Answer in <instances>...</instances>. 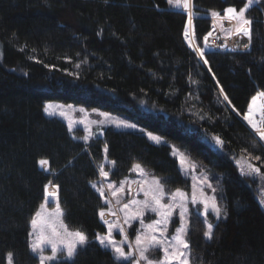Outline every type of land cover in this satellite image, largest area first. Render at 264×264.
I'll return each instance as SVG.
<instances>
[{"label": "trees", "instance_id": "obj_1", "mask_svg": "<svg viewBox=\"0 0 264 264\" xmlns=\"http://www.w3.org/2000/svg\"><path fill=\"white\" fill-rule=\"evenodd\" d=\"M245 3L193 0L198 43L203 45L212 30V11L223 14ZM248 16L251 49L208 50L205 65L184 38L188 13L173 9L168 0H0V264L8 263L9 254L14 264H39L29 233L50 181L59 185L70 229L82 231L90 242L107 232L99 217L105 206L92 187L105 147L116 163V180L142 164L170 189L191 186L169 146L140 132L111 128L86 145L72 137L64 121L46 115L50 101L127 116L189 151L219 178L226 210L211 239L203 235L204 220L193 219L188 240L198 263L264 264L260 181L236 164L249 157L264 174V146L240 117L264 91V0ZM262 109L260 98L253 106L257 124ZM42 159L48 160L49 172ZM53 264L114 260L111 250L94 242L74 261Z\"/></svg>", "mask_w": 264, "mask_h": 264}, {"label": "snow or ice", "instance_id": "obj_2", "mask_svg": "<svg viewBox=\"0 0 264 264\" xmlns=\"http://www.w3.org/2000/svg\"><path fill=\"white\" fill-rule=\"evenodd\" d=\"M191 0H168V4L172 5L176 8H183L185 11L189 10ZM253 3H260V0H246V3L242 8L237 11L235 7H228L224 10L227 18L231 20H235L236 26L234 29L235 34H243V36H246L249 38V43L251 42V28L252 20L246 18V12L248 11L249 7L253 5ZM192 12L188 11V25L190 26L192 23ZM220 13L217 11H212L211 16L212 17H220ZM227 31V30H225ZM231 35L232 33H228ZM212 33L209 32L208 36H211ZM184 38L186 41H188V46L193 49V51L197 52L199 54V59L203 61L205 65L209 63V61L205 58V51L203 48L199 46L193 47V41L189 38V27L186 26L184 29ZM208 37H204L205 44H207ZM249 44H244V48H248ZM79 67V65H77ZM209 71L211 72V68H209ZM213 79H215L213 75ZM218 86V82H217ZM220 95L223 96L224 101H228L229 104L231 103L229 101V98L227 95L224 94V89L220 88ZM260 98H264V91L259 92L257 96H254L252 98L251 104L248 109V113L243 116V120L247 121L248 125L251 126V128L259 135V138L261 141H264V119L261 120L259 124L253 119V106L256 105L257 100ZM264 110V109H262ZM43 111L49 115L53 116L55 114V111L52 109V105H48L44 107ZM232 111L236 112L235 108L232 109ZM236 115L239 116L240 113L236 112ZM115 125V127L120 128H132L136 129L135 123H127L124 120H113L111 121ZM68 131L72 132L73 128L70 124L68 127ZM141 132H144V129H140ZM75 138V137H74ZM147 138L150 141H153L157 144L161 143V137L158 135H154L151 132L147 133ZM215 140V143L217 145H223V140L219 137H213ZM84 140H88V136L84 137ZM175 151V149H173ZM105 153H107V147H105ZM256 160H260V156L254 157ZM48 160L42 159L40 161V164L42 167H45L48 165ZM114 163V162H113ZM181 164L184 163L183 160L180 161ZM252 172L259 173V168L253 167L249 165ZM45 170L48 169L45 167ZM135 170H141L140 165L136 164L134 166ZM100 174L102 177L107 179L108 172L104 171L103 168L100 170ZM51 184V181L49 182ZM131 183L138 184L139 191L143 192L144 199L143 200H131L130 202L123 203V206L119 209L120 212L124 213V223L129 225L131 227L132 221L139 219L141 222V225L144 224L143 217L145 215L146 211H150L152 213H155L159 219L155 220L154 223H149L147 225V229L145 232L141 235H137L135 239V245L137 248V251L139 252V260L135 259L133 254L131 252L126 253L124 250V247H122L123 244L127 242V235L124 232V229L122 227L119 228V231L121 235L124 236V239L121 241H117L113 237V230L118 227V225L114 222H107V234L101 235L97 234L95 237L94 242H98V245L103 249H110L113 254V260L114 264H119L121 261L127 262V264H140V260H146L147 257L145 256V253L149 250H155L157 248H161L163 250V260L157 261L156 264H174V262H177V264H188V260L186 259L187 253L184 250L189 249V243L185 239V236L187 235V214H188V207H187V201L183 198L184 194L177 191L174 195L170 196L171 202H164L165 198V192L163 188L160 186L159 181L153 180L152 184L155 185V187L148 186L145 187V184H147V181L140 180L136 181L133 180ZM57 191L56 192H50L49 186L45 185L44 188V196H45V203H47L49 198H56L58 200V191H59V185H55ZM92 187L99 193L100 198L104 201L105 204L109 205L108 213L110 215L115 216L116 213L112 210V201L107 199L105 196V191L103 187H97L96 184H93ZM211 187V185H209ZM108 190L111 193V196L115 199V203L117 205L121 204V195L125 192V189L123 185L119 187V189L116 188V186L112 183L108 184ZM129 194H131V187L128 189ZM214 191V189H213ZM139 194V193H137ZM179 198V199H178ZM214 199V198H213ZM192 203L196 204V198L193 197ZM204 203V211L205 215L208 214V203L207 201H203ZM41 209L45 208V204L40 205ZM179 208V227H176L175 229V235L171 238V240H168L165 233L168 228V225L170 223H173L172 217L175 212V210ZM213 212L215 214V217L218 219L221 216V210L215 206V203H213ZM56 216L62 217L63 213L60 209L59 203L56 204ZM99 217L101 220L105 217V210L101 209L99 212ZM39 218V219H38ZM31 227L32 232L29 233V235H36L35 241L31 244V252L33 254H38L39 256V264H50V262H55L58 259L63 258L67 261H74L75 257L78 254V250H82L86 246H88L89 243H94L88 241L87 236L82 233L81 231H70L63 223H60V226H57V221L52 218V216L44 217L42 216L41 212L36 213V218H33L31 220ZM157 230H159V238L154 235ZM213 233V226L209 224L207 226V230L203 233L204 237L206 239H211ZM48 247L51 249V254L46 255L45 254V248ZM131 247V245H129ZM171 250V251H170ZM184 258V259H182ZM9 264H12L11 260V254H9L8 257ZM149 264H152L151 261H149Z\"/></svg>", "mask_w": 264, "mask_h": 264}, {"label": "rangeland", "instance_id": "obj_3", "mask_svg": "<svg viewBox=\"0 0 264 264\" xmlns=\"http://www.w3.org/2000/svg\"><path fill=\"white\" fill-rule=\"evenodd\" d=\"M262 5H263V0H260V3H258V4L253 3V5H251L249 7L248 11L246 12V18L250 19L248 14H249V11L253 7L262 6ZM172 8L177 9V10L183 9L182 7H181V9L180 8H174V7H172ZM183 11H185V10L183 9ZM188 11H191L193 14L191 25L189 26L187 23V26L189 27V38L193 41V47L199 46V47L203 48L204 51L206 52V51L210 50V47L208 46V44H205V42L203 43V45L199 44L198 41L196 40V37H195L194 19L198 15H196L194 12L193 1H191ZM188 11H185V12L188 13ZM237 11H239V10H237ZM220 14H221L220 17H212L211 16L212 17L211 18L212 23L215 22L216 25L222 27L223 22L228 21L229 23L232 24L233 28H232V30L223 31L222 33L227 37L232 36L235 33L234 29H235L237 22L235 20L230 21L227 18L225 12L223 14L222 13H220ZM250 28H251V32H252V25L250 26ZM228 33H232V34L229 35ZM251 40H252V36H251ZM195 53L199 57V54L197 52H195ZM200 61L203 63L202 60H200ZM262 100H263V109H264V98H262ZM228 104H229V102H228ZM48 105H52V109L55 111V114L53 116H49L47 114L46 115L50 118H57V119L64 121L68 127L71 124L72 128H73V131L70 132L72 137L73 138L75 137L74 138L75 140L81 141L86 145H90L95 140L102 138L104 136L105 131L109 128L115 129V130H121V131L140 132V133L144 134L145 136H147L148 132H151L150 130L146 129L145 127H143L142 125H140L139 123H137L136 121L132 120L131 118H129L127 116L120 115V114L113 113V112H109V111H106V110H103L100 108H88L84 105L74 104V103H70V104L67 103L66 104V103H63L60 101H50V102L46 103V106H48ZM240 117L243 119V117L241 115H240ZM117 119L124 120L127 123H135L137 127H136V129L124 128V127L117 128V127H115V125L113 123H111V121L117 120ZM263 119H264V113H263ZM245 122L247 123V121H245ZM249 127L251 128L250 125H249ZM141 128L144 129V132L140 131ZM252 131L257 136V138L262 143V145L264 146V141L260 140L259 135L253 129H252ZM151 133L161 137V143H159L158 145H167L171 148L172 155L178 160L179 165H180V169H181L183 175L185 177H187L191 182V186L188 190L170 189L165 184V181L163 178L156 176L151 170H149L148 168H146L142 164H139L141 170H135L134 171L133 170L134 167H133L128 176H126L120 180H116L113 178V173L116 169V163L110 159L108 150H107V153H104L103 161L98 164L99 173H100L101 168H103L104 171L108 172V177H107V179H105L100 174L98 181H96L94 183L97 185V187H103V189L105 191V196L107 199L112 201V210L116 213L115 216L110 215L107 211L109 208V205L105 204L103 201L104 206H105V209H104L105 210V217L103 220L106 223V226H107V222H114L118 225V227L113 230V237L118 242L124 239V236L121 235L119 228L122 227L124 229V232L127 235V242L125 244H123L122 247H124V250L126 253L131 252L133 254L134 258L137 260H139V252L137 251V248L135 245L136 236L143 234L145 232V230L147 229V225L149 223H154L155 220L159 219V217L155 213H152L150 211H146L145 215L143 217V220H144L143 225H141V222L139 219L132 221L131 227H129V225L124 223V213L119 211V209L123 206V203L130 202L133 199H135V200H143L144 199L143 192L139 191L140 186L138 184L131 183V181H133V180H136V181L145 180V181H147V184H145V187H148V186L155 187V185L152 184V181L153 180L159 181L160 186L163 188V190L165 192L164 202H166V203L171 202L169 199L170 196L174 195L177 191L184 194L183 198L187 201V207H188V214L186 217V219H187L186 227H187L188 231H187V235L185 236V239L188 241V243H189L188 235H189V231L191 228V224H192L193 219L196 216L201 217L204 220V222L206 223V226L211 224L213 226V230H214L216 223L220 220H223L226 217L225 204H224L223 199H222V186L219 182V178L215 174H213L211 171H209L196 158H194L190 154L189 151L183 149L178 144L167 140L166 138L162 137L159 134H156L154 132H151ZM85 136H88L87 141L84 140ZM155 144H157V143H155ZM173 149H175V151H173ZM181 160L184 161L183 164L180 163ZM236 164L239 167V169L241 170V172L243 174L245 173L246 176L248 175L249 177H256L259 179L260 184L258 185V195H259V199H260L261 204L264 206V174L261 172L260 169H259L260 170L259 173L252 172L249 165H251L253 167H257V168H258V166L256 165V162L249 157L242 156V157L238 158L236 160ZM45 167L48 169L47 172H49L48 165H46ZM45 167H42V169L45 170ZM109 183L114 184L117 189H119V187H121V185H123L125 192L120 197L121 198V204L120 205H117L115 203V199L111 196V193L108 190V184ZM209 185H211V187H209ZM48 186H49L50 192H56L57 191V189L54 185L50 184ZM129 187H131V194H129V191H128ZM213 189H214V191H213ZM137 193H139V194H137ZM193 197L196 198V201H197L196 204L192 203ZM205 200L208 203V214L207 215H205V211H204L203 201H205ZM57 202L59 203L60 209L63 213L62 217L56 216L55 209H56ZM213 203H215V206L221 210V216L218 219L215 217V214L212 210L213 209ZM43 204H45V208L44 209L40 208L38 211V212H41L42 216H44L45 218L48 216H52V218L57 221L58 227L60 226V223L62 222L63 225H65L70 231H77V230L70 229L68 227V225L66 224L65 217H64L65 213H64V210L60 204L59 196H58V200L56 198H49L47 203H45V201H44ZM179 212H180V209L177 208L173 214V217H172L173 223H170L168 225L167 230H166L165 235H166L168 240H171V238L176 234L175 233L176 227H179ZM34 218H36V215ZM78 231H80V230H78ZM106 234H107V232L105 234H101V235H106ZM153 234L159 238V230H157ZM35 239H36L35 234L30 236V246H31L32 242L35 241ZM129 245H131V247H129ZM182 250L187 253L186 259L188 260V264H200V263H198L196 255L194 254L190 244H189V249H187V250L182 249ZM45 254L50 255L51 249L46 247L45 248ZM35 255L38 256V254H35ZM145 256L147 257V259L146 260H140V264H149V261H151L152 264H156L157 261L163 260V250L161 248H157L155 250H149L145 253ZM182 259H184V258H182ZM11 260H12V264H14L13 255H11ZM59 261H67V260H64L63 258H61L55 262H50V264H53V263H56ZM7 264H9V260H8ZM174 264H177V262H174Z\"/></svg>", "mask_w": 264, "mask_h": 264}, {"label": "built area", "instance_id": "obj_4", "mask_svg": "<svg viewBox=\"0 0 264 264\" xmlns=\"http://www.w3.org/2000/svg\"><path fill=\"white\" fill-rule=\"evenodd\" d=\"M212 33L208 36L207 44L212 51H249L252 46V40L249 43V38L243 36V34H233L232 36H225L222 32L225 30H232V24L228 21H224L222 27L212 23ZM244 44H249L248 48H244Z\"/></svg>", "mask_w": 264, "mask_h": 264}, {"label": "crops", "instance_id": "obj_5", "mask_svg": "<svg viewBox=\"0 0 264 264\" xmlns=\"http://www.w3.org/2000/svg\"><path fill=\"white\" fill-rule=\"evenodd\" d=\"M191 1H193V0H191ZM172 7H174V6H172ZM174 8H176V7H174ZM181 9V8H180ZM181 10H183V9H181Z\"/></svg>", "mask_w": 264, "mask_h": 264}, {"label": "water", "instance_id": "obj_6", "mask_svg": "<svg viewBox=\"0 0 264 264\" xmlns=\"http://www.w3.org/2000/svg\"><path fill=\"white\" fill-rule=\"evenodd\" d=\"M228 102V101H227ZM230 105V104H229Z\"/></svg>", "mask_w": 264, "mask_h": 264}]
</instances>
